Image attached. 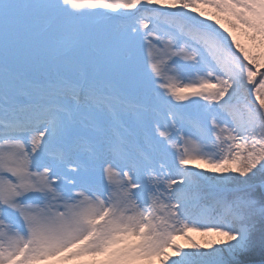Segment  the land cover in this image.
<instances>
[{
  "label": "snow or ice",
  "instance_id": "1",
  "mask_svg": "<svg viewBox=\"0 0 264 264\" xmlns=\"http://www.w3.org/2000/svg\"><path fill=\"white\" fill-rule=\"evenodd\" d=\"M261 69L264 0H0V264H264Z\"/></svg>",
  "mask_w": 264,
  "mask_h": 264
},
{
  "label": "rangeland",
  "instance_id": "2",
  "mask_svg": "<svg viewBox=\"0 0 264 264\" xmlns=\"http://www.w3.org/2000/svg\"><path fill=\"white\" fill-rule=\"evenodd\" d=\"M233 51H235L234 48H233ZM237 54H238V53H237ZM256 83H258V76L256 77ZM249 87L251 88V86H249ZM249 98H250V99L256 104L257 107H259L258 102L255 101V96H254V94H251V93H250Z\"/></svg>",
  "mask_w": 264,
  "mask_h": 264
},
{
  "label": "trees",
  "instance_id": "3",
  "mask_svg": "<svg viewBox=\"0 0 264 264\" xmlns=\"http://www.w3.org/2000/svg\"><path fill=\"white\" fill-rule=\"evenodd\" d=\"M259 80H260V77H259Z\"/></svg>",
  "mask_w": 264,
  "mask_h": 264
}]
</instances>
